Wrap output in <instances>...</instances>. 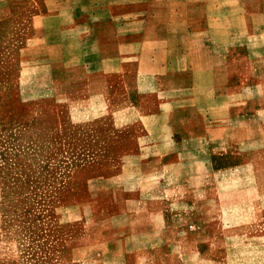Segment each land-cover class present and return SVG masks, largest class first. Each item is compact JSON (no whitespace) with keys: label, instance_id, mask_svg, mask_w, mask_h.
Wrapping results in <instances>:
<instances>
[{"label":"crops","instance_id":"0c3cea01","mask_svg":"<svg viewBox=\"0 0 264 264\" xmlns=\"http://www.w3.org/2000/svg\"><path fill=\"white\" fill-rule=\"evenodd\" d=\"M0 18L28 35L20 89L25 66L50 92L29 104L36 117L55 139L86 129L94 141L73 170L98 171L84 178L77 222L99 230L103 250L124 264H226L219 253L254 235L264 0H0Z\"/></svg>","mask_w":264,"mask_h":264},{"label":"rangeland","instance_id":"374dc122","mask_svg":"<svg viewBox=\"0 0 264 264\" xmlns=\"http://www.w3.org/2000/svg\"><path fill=\"white\" fill-rule=\"evenodd\" d=\"M13 27L12 19L0 18V264H124L120 253L103 250L98 229L77 222L84 178L98 171L85 168L77 180L73 170L91 160L94 141L84 137L86 129L78 139L71 130V141L55 139L56 125L36 117L29 104L50 92L45 82L41 89L32 82L25 66L20 89L19 48L28 35L22 31L14 38ZM70 145L77 152L73 157L65 153ZM237 246L219 253L226 255L224 263L264 264V221Z\"/></svg>","mask_w":264,"mask_h":264}]
</instances>
